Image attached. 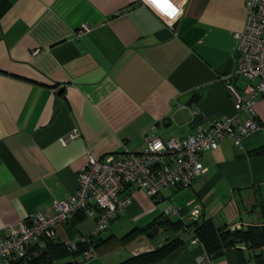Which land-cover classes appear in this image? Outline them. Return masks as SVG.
<instances>
[{
  "label": "crops",
  "instance_id": "1",
  "mask_svg": "<svg viewBox=\"0 0 264 264\" xmlns=\"http://www.w3.org/2000/svg\"><path fill=\"white\" fill-rule=\"evenodd\" d=\"M171 2L181 14L169 23L146 0H0V235L9 224L44 215L54 201L65 200L88 153L101 158L140 151L144 134L184 140L206 118L234 114L232 97L241 95L244 79H227L229 92L224 82L235 68L234 34L244 23V0ZM83 24L87 29L78 34ZM253 112L258 129L238 145L226 138L203 151L205 172L187 187L163 188L157 201L135 192L106 234L97 235L120 237L155 219H188L191 212L215 229L252 224L246 221L252 214L262 224L263 99L254 101ZM70 131L77 136L62 143ZM168 204L177 215L162 213ZM93 223L71 215L49 241L88 234ZM155 226L157 234L168 232L164 223ZM243 248L213 255L211 264H242L244 251L252 255ZM149 249L150 240L138 239L121 256L115 252L106 261L107 253H96L99 259L88 264H115ZM200 252L197 244L181 241L148 264H194ZM35 253L28 250L29 259ZM65 258L56 263L75 260Z\"/></svg>",
  "mask_w": 264,
  "mask_h": 264
},
{
  "label": "built area",
  "instance_id": "2",
  "mask_svg": "<svg viewBox=\"0 0 264 264\" xmlns=\"http://www.w3.org/2000/svg\"><path fill=\"white\" fill-rule=\"evenodd\" d=\"M244 7L242 29L234 34L235 68L224 82L229 92L232 87L227 79H244L241 95L232 97L234 114L223 119L206 118V125L196 126L184 140L172 137L163 140L144 134V146L140 151H120L101 158L88 153L76 172V188L65 200L54 201L51 211L44 215L31 213L6 226L0 235V264H28V250L44 249L56 227L65 223L69 216L90 217L94 223L88 234H75L62 242L66 250L76 251L90 236L104 231L109 221L120 216L135 192L142 191L152 201H157L163 188L187 187L205 172L199 160L203 151L215 149L226 138L238 145L250 131L258 129L253 103L257 99L264 100V0H244ZM118 13L120 11L114 12ZM86 29L83 24L77 33ZM36 53L37 50L31 52L32 55ZM240 114L243 116L239 118ZM150 129L154 130V127ZM76 136L75 131H70L62 143ZM162 213L172 217L177 215V210L168 204ZM188 216V219H181L185 227L196 214L191 212ZM187 230L189 243L197 244L201 249L194 264H211V255L204 251L190 229ZM79 256L81 263L97 258L91 246L83 249Z\"/></svg>",
  "mask_w": 264,
  "mask_h": 264
},
{
  "label": "trees",
  "instance_id": "3",
  "mask_svg": "<svg viewBox=\"0 0 264 264\" xmlns=\"http://www.w3.org/2000/svg\"><path fill=\"white\" fill-rule=\"evenodd\" d=\"M260 213L264 216V203L260 204ZM155 223L166 224V231L170 232L172 238L163 246L155 249L141 251L131 254L115 264H148L157 261L174 251L181 245V239L174 232L181 229L182 233H186L190 229L193 236L201 243L204 251L211 256L217 255L224 250L241 251L242 248H235L241 245L252 254L253 264H264V222L262 224H249L244 227L229 229H215L208 219L192 220L186 227L181 220L171 221L157 220L148 223L145 227L133 228L128 233L120 236H90L86 243L80 244L76 251L66 250L63 243H53L47 241L42 250L35 251L36 253L30 258L28 264H51L66 256H77L88 246H91L97 254L109 251L119 244H122L135 231L156 230ZM181 225V228H180ZM187 229H185V228ZM157 231V230H156ZM103 232V231H102ZM100 232V233H102ZM80 250V251H79ZM62 264H79L76 259L73 262H63Z\"/></svg>",
  "mask_w": 264,
  "mask_h": 264
},
{
  "label": "rangeland",
  "instance_id": "4",
  "mask_svg": "<svg viewBox=\"0 0 264 264\" xmlns=\"http://www.w3.org/2000/svg\"><path fill=\"white\" fill-rule=\"evenodd\" d=\"M144 193V192H143ZM145 194V193H144ZM149 198V197H148ZM152 200V199H151ZM172 207V206H171ZM247 214V213H246ZM246 221H248L249 223L250 222H252V224H255V223H259L260 221H262V219L260 218V216L259 215H256V214H252V216H250V217H248V218H246ZM180 230V229H179ZM178 231V230H177ZM175 231L174 232V234L175 235H179V236H181V238L180 239H182L181 241L183 242V243H188V238H189V235H186V234H180V231ZM182 232V231H181ZM154 233H156V230H154ZM101 234H106L105 233V231H103ZM184 237V238H183ZM138 239H141V240H144V241H146V240H148V242H149V239L146 237V236H144V234L143 233H141V234H139V233H135V234H132L130 237H129V239L128 240H126L125 242H123L122 244H119V245H117L116 247H114V248H112L111 250H109V251H105L103 254H105V253H107V259H106V261H108V260H110V259H112V258H114L115 257V252H117V254H118V256H121L122 254V252H123V254L124 253H126L127 251H128V249L129 248H131V247H135V245H136V243H137V241H138ZM152 249H153V247H152ZM112 252V253H111ZM100 254H102V252L100 253ZM127 255V254H126ZM243 255H244V261H243V263L242 264H253V259H252V255L250 256V254L249 253H247V252H243ZM124 257V256H123ZM98 258V257H97ZM94 259V260H91L92 262L93 261H95L96 262V260H98V259ZM264 258V257H263ZM73 260V259H76L78 262H80L81 263V258H80V256H76V258L74 257H72L71 255H69V256H67V258H65L64 260ZM104 260V259H103ZM105 261V262H106ZM90 262V261H89ZM85 263H87L88 264V262H84V264ZM91 263V262H90ZM81 264H83V263H81ZM239 264H241V263H239Z\"/></svg>",
  "mask_w": 264,
  "mask_h": 264
},
{
  "label": "clouds",
  "instance_id": "5",
  "mask_svg": "<svg viewBox=\"0 0 264 264\" xmlns=\"http://www.w3.org/2000/svg\"><path fill=\"white\" fill-rule=\"evenodd\" d=\"M184 2L185 0H180L181 5ZM146 3L164 12L170 18L169 23L173 22L181 14V8L173 4L171 0H146Z\"/></svg>",
  "mask_w": 264,
  "mask_h": 264
},
{
  "label": "water",
  "instance_id": "6",
  "mask_svg": "<svg viewBox=\"0 0 264 264\" xmlns=\"http://www.w3.org/2000/svg\"><path fill=\"white\" fill-rule=\"evenodd\" d=\"M236 227L238 228V226H232L229 229H234ZM242 227H244V226H242ZM144 235L147 238H149L150 243L152 244V247L155 249L163 246L172 238V236L169 234V232H161L159 234L154 235V232L150 229L146 230L144 232ZM235 248H243V247L241 245H237V246H235Z\"/></svg>",
  "mask_w": 264,
  "mask_h": 264
},
{
  "label": "flooded vegetation",
  "instance_id": "7",
  "mask_svg": "<svg viewBox=\"0 0 264 264\" xmlns=\"http://www.w3.org/2000/svg\"><path fill=\"white\" fill-rule=\"evenodd\" d=\"M154 232V231H153ZM155 234H157V231H156V233Z\"/></svg>",
  "mask_w": 264,
  "mask_h": 264
},
{
  "label": "bare ground",
  "instance_id": "8",
  "mask_svg": "<svg viewBox=\"0 0 264 264\" xmlns=\"http://www.w3.org/2000/svg\"><path fill=\"white\" fill-rule=\"evenodd\" d=\"M80 251V250H79Z\"/></svg>",
  "mask_w": 264,
  "mask_h": 264
}]
</instances>
